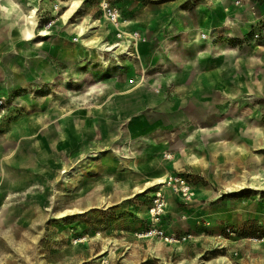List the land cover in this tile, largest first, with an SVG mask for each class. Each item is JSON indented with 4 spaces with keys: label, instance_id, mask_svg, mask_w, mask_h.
<instances>
[{
    "label": "rangeland",
    "instance_id": "1",
    "mask_svg": "<svg viewBox=\"0 0 264 264\" xmlns=\"http://www.w3.org/2000/svg\"><path fill=\"white\" fill-rule=\"evenodd\" d=\"M60 1L75 0H49L36 19L48 35L32 41L18 36L17 18L0 17V264H264V38L253 39L264 0H248L258 5L246 18L223 0L235 25L214 33V15L203 24L198 10L213 0H121L142 21L132 25L135 58L120 64L113 53L94 56L90 24L75 31L78 19L102 17L100 0H77L69 23ZM200 25L212 46L180 30ZM144 77L139 93L121 95ZM220 126L235 154L195 137ZM126 134L138 156L108 150L86 159L91 173L78 168L87 151ZM196 155L208 167L196 168ZM170 168L155 197L135 191L138 177Z\"/></svg>",
    "mask_w": 264,
    "mask_h": 264
},
{
    "label": "bare ground",
    "instance_id": "2",
    "mask_svg": "<svg viewBox=\"0 0 264 264\" xmlns=\"http://www.w3.org/2000/svg\"><path fill=\"white\" fill-rule=\"evenodd\" d=\"M49 5V0H44V2H40L39 0H28L25 6H21L13 1L10 0H5L0 3V17L3 20L7 19H18L19 22V31H18V36L24 38L26 41H32L37 37V34L40 36H45L48 35V32L43 29L39 28V25L36 21L37 19V13L39 10L42 8H45ZM81 7V2L80 1H71V2H65V1H60V5L58 6V10L56 13H62V19L65 20L66 23H69L74 14L77 12V9ZM68 8L66 11L62 12V9ZM198 10L202 11L203 13V24H206V22L209 19V15H214L215 17V24L210 25L212 27L211 32L214 33V31H217L219 28H226L229 26H234L235 22L232 20L230 17L229 11L226 9V7L223 5V0H213V8L209 9L205 5H200ZM80 22L79 25V30L76 29V32L83 33L85 31V24H90L89 29H93L91 34H90V44L94 46L96 52H94V56L100 57V56H106L109 55L110 53H113L117 55L119 58H117V62L122 63V58H125V60H131L135 58L136 54L135 52H138V45L134 44L131 41L125 42L126 40H118L117 38V30L115 27L109 25L104 17H99L96 20H87L84 18H80L77 20ZM135 20L134 19H129L124 20L125 25H130L134 24ZM23 24V25H22ZM204 26L200 25L197 28L193 30H186L185 33L192 39V42L198 45H205L208 44V46H212V39H210L208 42L205 41L203 32ZM125 30V29H124ZM123 28H120V33H123L122 35H125L126 38L129 35V32H125ZM70 31V30H69ZM106 35H109V38L106 40L105 37ZM228 36H234L232 33H227ZM119 37V36H118ZM118 42V43H117ZM114 43V44H113ZM260 48L259 46H256ZM222 53L225 56H237L238 55V50L233 49V48H224L221 49ZM206 57L205 53H200L199 58H204ZM139 57H136L138 59ZM104 59L105 64H107L108 61H106V58H101ZM140 82H138V85L133 86L132 88H128L125 92H121L122 96H132L136 93H139L141 89L145 88V79ZM92 94V91L90 92ZM264 94V92H262ZM153 97L158 98L157 96L152 95ZM86 101V99L84 100ZM124 100H122L123 102ZM111 104V103H110ZM212 131V132H211ZM209 131L205 127H199L198 130L196 131L195 137L201 138L202 136L205 137L206 139H211V141L217 140L219 143V147H216L213 149L214 154H220L222 156L226 155L227 152L234 153V151L228 147L225 146V140L221 136V132L223 131L222 127H216L215 129H212ZM248 132L250 131L249 129L247 130ZM253 134H256V131H252ZM65 134H69L68 131L65 132ZM122 141L123 143H119L118 141ZM115 146H109V145H96L94 149L87 151L86 156L83 157L81 164L78 166L79 169L86 171V173H91L92 170H88V166H86V159L87 158H96V163L101 161L99 155L104 152V151H113L117 156L123 157L125 159H133L134 157L138 156L136 154L137 152L135 151L137 147V143L132 140V137L129 135H124L120 136L116 142ZM122 144H125L123 150ZM235 154V153H234ZM230 159V158H229ZM191 163L196 167V168H206L208 167L206 160L204 157L196 155L194 156V159L191 160ZM171 164V163H170ZM172 164L177 165V162L174 161ZM94 165V164H92ZM85 167V168H84ZM78 170V169H77ZM68 170L65 171V173ZM173 170H168L167 174L161 177H156L153 179H150L146 176H141L140 178L138 177L136 181L139 182V184H143V187H137L135 191L137 193H144L149 191V196L150 197H155V192L154 189H163L165 186L164 184L168 183L167 177H170L173 175ZM68 176H65L64 178V183L67 182ZM144 180V181H143ZM102 182H106L109 185H113L115 182H117L116 176L115 175H104L101 178ZM245 185V184H244ZM125 187H127V184H125ZM232 188H241L243 189V184L240 186H235ZM236 190V189H235ZM126 199H129L126 198ZM125 199V200H126ZM82 211L79 209L72 210L70 215H75V214H80ZM65 216V215H63Z\"/></svg>",
    "mask_w": 264,
    "mask_h": 264
},
{
    "label": "built area",
    "instance_id": "3",
    "mask_svg": "<svg viewBox=\"0 0 264 264\" xmlns=\"http://www.w3.org/2000/svg\"><path fill=\"white\" fill-rule=\"evenodd\" d=\"M98 7L100 11L102 12V17L105 18V21L116 28L117 30V38L118 40H126L125 42L131 41L134 44H136L139 41L140 33L138 31H126L124 30L125 24H124V11L122 6L120 5L119 0H100L98 3ZM120 28H123V30L127 33L129 32L128 37L126 38L125 35H122L123 33H120ZM119 36V37H118ZM264 38V27H262L260 30H255L253 32V39L259 40ZM118 43V42H117Z\"/></svg>",
    "mask_w": 264,
    "mask_h": 264
},
{
    "label": "crops",
    "instance_id": "4",
    "mask_svg": "<svg viewBox=\"0 0 264 264\" xmlns=\"http://www.w3.org/2000/svg\"><path fill=\"white\" fill-rule=\"evenodd\" d=\"M237 2H239V6H236V10L237 11H240V16H243L244 18H246L248 15H255V14H253V12H252V7L254 6V5H258V3H255V2H252V1H248V0H241V1H239V0H236ZM235 1V2H236ZM119 2H120V5L122 6V8H123V11H124V19L125 20H127V14H126V12H125V10H124V7H123V4H122V2H121V0H119ZM260 5V4H259ZM181 7V6H180ZM181 12H182V9H179L177 12H176V15L178 16V17H180V18H183V15L181 14ZM243 13V14H242ZM230 14V13H229ZM140 19H142L141 17H136V18H134V20H135V22H134V24H139L142 20H140ZM134 24H130V25H125V27H124V29L126 30V31H135L136 29H134L133 28V26L132 25H134ZM176 24V23H175ZM175 26H178V25H175ZM181 28V27H180ZM179 28V29H180ZM180 30H183V32L185 33V30L184 29H180ZM188 30H193L192 28L191 29H188ZM180 32V31H179ZM176 34H178V30L175 32ZM188 61H190V60H186V62H183V63H181V65L182 66H190V64L191 63H188ZM162 80H164L165 82H167V79L166 78H162ZM152 95V94H151ZM155 96V95H154ZM159 97V96H158ZM171 165H172V163H171Z\"/></svg>",
    "mask_w": 264,
    "mask_h": 264
}]
</instances>
